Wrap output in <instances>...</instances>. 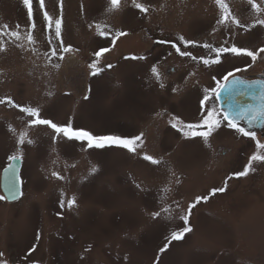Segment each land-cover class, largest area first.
Segmentation results:
<instances>
[{
    "label": "rangeland",
    "instance_id": "obj_1",
    "mask_svg": "<svg viewBox=\"0 0 264 264\" xmlns=\"http://www.w3.org/2000/svg\"><path fill=\"white\" fill-rule=\"evenodd\" d=\"M136 2L148 11L135 8L133 0H121L115 10L110 0H62V8L61 0H45L43 10L33 0L32 30L22 0H0V26L19 25L21 34L19 40L0 36V99L10 97L20 107L39 109L41 118L96 137H141L135 152L115 145L89 148L87 141L68 140L48 126H30L33 118L19 107L0 103V174L9 157H21V195L0 200V260L264 264V162H253L246 176L234 175L264 150L224 122L207 141L185 136L187 124L202 123L206 110L216 107L215 99L204 106L201 101L225 74L263 73L260 58L224 53L220 63L209 65L200 58L211 61L213 50L223 47L264 48V25L257 23L264 20V0H254L260 11L250 0H225L229 20L235 17L244 27L218 23L223 10L215 0ZM43 11L53 22L62 19L60 38L54 25L49 32ZM29 31L34 43L27 40ZM117 32L126 35L115 38ZM179 37L195 44L186 46ZM60 40L70 51L60 50ZM177 47L192 55H180ZM101 48L110 50L97 58ZM94 61L101 69L96 75ZM256 134L264 143V128ZM221 187L225 191L212 194ZM200 196L207 200L189 215ZM185 226L191 231L172 240Z\"/></svg>",
    "mask_w": 264,
    "mask_h": 264
},
{
    "label": "snow or ice",
    "instance_id": "obj_2",
    "mask_svg": "<svg viewBox=\"0 0 264 264\" xmlns=\"http://www.w3.org/2000/svg\"><path fill=\"white\" fill-rule=\"evenodd\" d=\"M24 6L27 9V16L29 21L31 22V29H35V21L33 19V0H22ZM121 0H110L111 9L115 10L119 7ZM216 4L220 6V8L223 10V15L218 20V23L228 25L230 23H234L237 26L244 27L240 24V21L237 20L235 17H231V20H229V17L231 16V11L225 3V0H215ZM250 3L252 4V7L256 9L257 11H260L258 5L254 2V0H250ZM134 7L139 9L142 13H145L148 11V8L145 7L141 3H137L136 0H133ZM39 7L41 10L45 8V0H39ZM61 8H62V0H61ZM43 18L45 21H47V28L49 32L53 31V25H54V33L57 38L61 37V29H62V19L56 18L53 22V18L49 15L47 11H43ZM260 25H264V20L257 21ZM20 26L17 25V30H11L8 29L7 25L0 26V36L9 35L11 37H14L16 40L20 39ZM7 30V31H5ZM102 36L105 35L104 32L100 33ZM126 35L124 32H117L115 38H119L120 36ZM179 40L183 41V43L187 46L189 44L194 45V41H186L183 37H179ZM27 40L29 43H34V37L29 31L27 35ZM50 42V41H49ZM114 42V41H113ZM175 47V45H174ZM206 48H210L209 45H204ZM5 49L3 47H0V51H4ZM60 50L63 52L70 51L69 47L63 46V41L60 40ZM110 49L108 48H101L99 51L95 52L94 55L99 58L103 56L104 53L108 52ZM177 52H180V55L182 56H191L192 54L190 52L184 51L181 52L180 49L177 47ZM214 52V59L211 61L207 58L201 57L203 64L209 65L210 63H220V57L224 53H232L235 55H246L248 57H251L253 61H256L258 58L264 59V48L259 49L258 51H251L247 49H242L236 46H232L230 48L223 47V48H217L213 50ZM52 55H57V49H52ZM63 57H61L62 59ZM193 59H196V57H192ZM251 65H249L250 67ZM90 67L94 69L93 75L98 74L101 69L97 68V63L94 61ZM108 67H112L111 65H108ZM246 70V69H244ZM236 72L242 71L241 69H236ZM153 72L156 73V69L153 68ZM158 75V73H156ZM231 78V79H230ZM215 79V78H214ZM224 83L218 82L216 87L214 89H211L212 96L205 95L203 100L201 101V105L204 106L206 102H208L210 99L220 100L221 94L225 93L228 97L229 102V111H224L222 108L219 107H211L206 110V115L202 119V123L200 124H187L185 127L189 130L188 132H185V136L188 137L189 133L192 137H202L205 141H207L208 137L211 136L213 131L218 129L221 126V123L226 121V126L229 129H234L235 132L239 133L243 137H249L253 141H255V147L257 150H264V143H262L258 138L257 134L254 131L250 130V127L255 122H262L264 123V82H257V81H249L244 79L236 78L234 72H228L222 77ZM163 86V85H162ZM88 97H85L87 99ZM247 100H253L256 101L255 104L253 103H247ZM12 105L13 107H19L21 112L27 114L29 117H32L33 119L30 120L29 124L30 126H36V125H44L50 127L52 130H54V133L58 136H62L64 138H67L68 140H78V141H87V146L89 148L96 147V148H103L105 146H118L122 147L124 149H127L129 152H135L136 146L138 141L141 140V137H135V138H121L117 136H100L96 137L93 136L90 132L86 130H76L73 129L72 124L68 123L65 126H59L56 123L52 122L49 119L41 118L40 111L37 108L33 107H20L19 105H16L13 103L11 98H4L0 99V103H5ZM233 105H235V110H233ZM245 121L249 125V129H246L245 127H242L240 125V121ZM179 120L177 119L176 123L172 124L173 128H177L179 124ZM206 129L204 131H197V129ZM25 136L26 133H22L19 138V143L24 144L25 143ZM27 143H32L31 140H28ZM10 160H19L21 159L20 156H11L9 157ZM145 160L151 161L153 164H158L159 161L155 160L151 156H145ZM264 162V154H261L260 151H257L253 155L250 156L248 164L245 166L244 170L238 173H235L234 175L237 177L246 176L250 171L253 170V162ZM11 173L12 174V181L9 185H6L8 193L10 196L15 198L16 193L18 191L17 184L19 183V177L15 175V168L14 165H10L9 168L5 169L6 176ZM53 175L59 177L58 173H53ZM225 191L224 187H221L219 189H213L212 194L215 195L216 192H223ZM7 196H0V200L7 199ZM201 200H207L206 196H200L197 197L195 202L189 206L188 213L191 214V209L195 207V204L199 203ZM75 204V198L67 201V206L71 208ZM155 216H159L160 213H154ZM184 220L185 225L188 223V216L185 215L182 217ZM191 231L190 227L185 226L182 231H175L171 235L172 240H180L183 238L184 233ZM167 248V245H165L164 248L161 249V252H163ZM3 256V253H0V257ZM0 264H8L6 260H0Z\"/></svg>",
    "mask_w": 264,
    "mask_h": 264
},
{
    "label": "water",
    "instance_id": "obj_3",
    "mask_svg": "<svg viewBox=\"0 0 264 264\" xmlns=\"http://www.w3.org/2000/svg\"><path fill=\"white\" fill-rule=\"evenodd\" d=\"M235 76H236V78H239V79H244V80H249V81H257V82H264V80H262V79H246V78H244V77H242L240 75H235ZM246 102L247 103H253V104L256 103V101H253V100H247ZM218 104H219V108H222L224 111H229V102H228L227 94H225V93L221 94V98H220V100H218ZM233 110H235V105H233ZM240 122H242V125H243L242 127H245L246 129H249V125L245 121L242 120ZM263 125H264V123H262V122H259V121L255 122L250 127V130H255V129L260 130L263 127ZM20 164H21L20 163V159L19 160H15V161L11 160L9 162V164L1 172L0 188H1L2 192H3V194L8 197L7 200H14L17 197H19L21 190H20V179H19V183L17 184L18 191L16 193L15 198H13L12 196L9 195L6 185L10 184V182L13 179V177H12L11 173H9L6 176L5 169L9 168L10 165H14L15 175L17 177H19ZM32 264H39V263H32Z\"/></svg>",
    "mask_w": 264,
    "mask_h": 264
},
{
    "label": "flooded vegetation",
    "instance_id": "obj_4",
    "mask_svg": "<svg viewBox=\"0 0 264 264\" xmlns=\"http://www.w3.org/2000/svg\"><path fill=\"white\" fill-rule=\"evenodd\" d=\"M246 76H247V75H246ZM251 77H259V78L264 79V70H263V73H260V74H257V75L251 76ZM263 128H264V127H263ZM198 131H200V130L198 129Z\"/></svg>",
    "mask_w": 264,
    "mask_h": 264
}]
</instances>
